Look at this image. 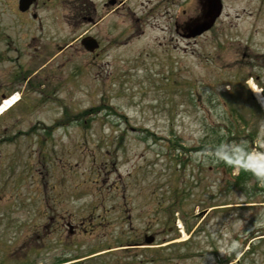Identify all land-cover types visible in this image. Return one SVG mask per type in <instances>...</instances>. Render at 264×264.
<instances>
[{
	"label": "rangeland",
	"instance_id": "374dc122",
	"mask_svg": "<svg viewBox=\"0 0 264 264\" xmlns=\"http://www.w3.org/2000/svg\"><path fill=\"white\" fill-rule=\"evenodd\" d=\"M157 1L0 57V264H264V180L226 164L244 142L264 164V14L224 0L187 41Z\"/></svg>",
	"mask_w": 264,
	"mask_h": 264
},
{
	"label": "flooded vegetation",
	"instance_id": "af4514ba",
	"mask_svg": "<svg viewBox=\"0 0 264 264\" xmlns=\"http://www.w3.org/2000/svg\"><path fill=\"white\" fill-rule=\"evenodd\" d=\"M128 1L130 0H34L26 9L20 10L18 0H0V8L8 7L13 14L9 21L0 20V57L11 56L10 52L20 53L18 58L25 55L22 51L31 46L34 30H45V24L53 25L55 30L60 31L61 25L66 24L68 19L77 20L74 21L75 23L85 21L90 24H95L105 18L110 21L115 16V12L120 11L121 6L123 10L125 7L129 9ZM220 1L223 5L224 0ZM236 1L239 3L237 16L252 15V21H250L252 23L264 14V0ZM156 3L166 5L169 9L172 8L170 18L174 19L175 32L181 39L193 41L209 30L197 35L191 33L198 24L205 20L210 10V0H158ZM44 9L50 11L45 13L48 17L39 12ZM19 30L22 33H19ZM87 32L86 29L80 36L79 42L82 36H90L96 42L97 49L100 42ZM61 49L62 47L59 50Z\"/></svg>",
	"mask_w": 264,
	"mask_h": 264
},
{
	"label": "trees",
	"instance_id": "16d2710c",
	"mask_svg": "<svg viewBox=\"0 0 264 264\" xmlns=\"http://www.w3.org/2000/svg\"><path fill=\"white\" fill-rule=\"evenodd\" d=\"M215 133L216 134L220 133V134H218V137H217L218 141H219V145H220V143L222 142V139H224V137H225V134L223 132H215ZM245 151H248V147L246 146V142L239 143L236 146L234 153H232L231 160L229 161V162H231V164H229V166L231 165V167H233V165L236 163L240 167V176H238V177H239L241 183H243V181L246 179L247 175H252L253 177H256L251 172L245 170V169L249 168L246 165L250 164V162L247 161V156H245ZM229 162H227V164ZM242 162H244L246 164H242Z\"/></svg>",
	"mask_w": 264,
	"mask_h": 264
},
{
	"label": "water",
	"instance_id": "95a60500",
	"mask_svg": "<svg viewBox=\"0 0 264 264\" xmlns=\"http://www.w3.org/2000/svg\"><path fill=\"white\" fill-rule=\"evenodd\" d=\"M32 0H20V2H23L21 3L20 7L21 8H25ZM212 9L211 12L209 13L208 15V18L206 22L202 23L198 29H196L195 31L198 33V32H201L202 30L206 29L207 27H209L213 21H214V18L215 16L219 13V6L215 3H212ZM84 46L87 50H93L95 47H96V43L94 41H92V39H88V41H86L84 43ZM152 236H149L145 239L146 242H150L152 241Z\"/></svg>",
	"mask_w": 264,
	"mask_h": 264
},
{
	"label": "clouds",
	"instance_id": "9594fccd",
	"mask_svg": "<svg viewBox=\"0 0 264 264\" xmlns=\"http://www.w3.org/2000/svg\"><path fill=\"white\" fill-rule=\"evenodd\" d=\"M247 155H248V153H247V151H245V156H247ZM245 170L251 172L254 176L257 177L258 180H264V164L260 165L259 170L256 167L248 168Z\"/></svg>",
	"mask_w": 264,
	"mask_h": 264
},
{
	"label": "bare ground",
	"instance_id": "6f19581e",
	"mask_svg": "<svg viewBox=\"0 0 264 264\" xmlns=\"http://www.w3.org/2000/svg\"><path fill=\"white\" fill-rule=\"evenodd\" d=\"M198 25H199V24H198ZM11 95H12V97L9 98V99H7L6 101H4V102L2 103V105L0 106V114H1L2 112H4L5 110L9 109L11 106H13V105L16 103V101L19 99V98H18V94H17L16 92L12 93ZM15 99H16V101H15ZM12 100H14L13 103H12ZM10 103H11V104H10Z\"/></svg>",
	"mask_w": 264,
	"mask_h": 264
}]
</instances>
